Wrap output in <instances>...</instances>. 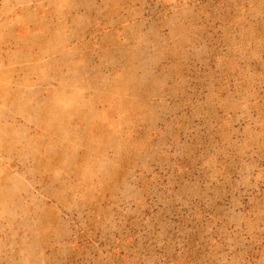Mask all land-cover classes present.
Returning a JSON list of instances; mask_svg holds the SVG:
<instances>
[{"label":"rangeland","instance_id":"374dc122","mask_svg":"<svg viewBox=\"0 0 264 264\" xmlns=\"http://www.w3.org/2000/svg\"><path fill=\"white\" fill-rule=\"evenodd\" d=\"M134 244L264 264V0H0V264Z\"/></svg>","mask_w":264,"mask_h":264},{"label":"trees","instance_id":"16d2710c","mask_svg":"<svg viewBox=\"0 0 264 264\" xmlns=\"http://www.w3.org/2000/svg\"><path fill=\"white\" fill-rule=\"evenodd\" d=\"M202 2H204V1L199 2V4H202ZM210 80L211 81H215L216 79H215V77L210 76ZM206 83L208 84L207 81H206ZM218 90H219V88L218 89H215L213 91L208 92L207 93V96H213V95L218 94ZM205 91H206V89L203 90V95L205 94ZM199 104H203V102H199ZM203 118H204V114L201 113V119H203ZM192 144L197 146L198 145L197 140H192ZM201 146H203V145H201ZM175 174L176 173H173L174 176H175ZM165 185H167V187H169L170 186V183L165 182ZM116 216L118 218H120V219L121 218H124V216L121 213L116 214ZM132 233L133 232L126 234L127 239H129L131 241L134 240V237H135V234L133 235ZM115 239H118V236L117 235H115ZM79 246H80V248L87 249L88 250V253H91V254H94V252L96 253V248L93 247L92 244H90L89 241L86 243V245H84V246L79 245ZM181 253H182V255H186V251L185 250H182ZM126 254H130V255H125V257L130 260V263L131 264H144V263H142V261L140 262V257L143 255L142 250L139 249V247L136 244H134L133 248L132 247H129L127 249V251H126ZM174 264H181V261H176V262H174Z\"/></svg>","mask_w":264,"mask_h":264}]
</instances>
